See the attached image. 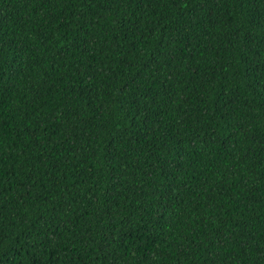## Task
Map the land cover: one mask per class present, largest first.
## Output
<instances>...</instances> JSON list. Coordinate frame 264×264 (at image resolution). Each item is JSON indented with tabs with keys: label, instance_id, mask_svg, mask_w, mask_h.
Instances as JSON below:
<instances>
[{
	"label": "trees",
	"instance_id": "obj_1",
	"mask_svg": "<svg viewBox=\"0 0 264 264\" xmlns=\"http://www.w3.org/2000/svg\"><path fill=\"white\" fill-rule=\"evenodd\" d=\"M0 264H264V0H0Z\"/></svg>",
	"mask_w": 264,
	"mask_h": 264
}]
</instances>
